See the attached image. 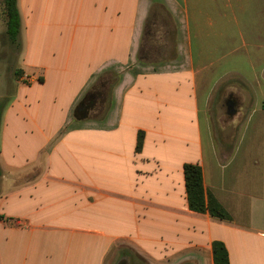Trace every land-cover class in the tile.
I'll list each match as a JSON object with an SVG mask.
<instances>
[{
    "label": "crops",
    "instance_id": "0c3cea01",
    "mask_svg": "<svg viewBox=\"0 0 264 264\" xmlns=\"http://www.w3.org/2000/svg\"><path fill=\"white\" fill-rule=\"evenodd\" d=\"M154 5L176 32L157 64L139 59ZM18 10L0 264H105L116 250L214 264L215 241L230 264H264V0H18ZM222 110L243 116L236 140L214 122ZM186 164L232 220L190 210Z\"/></svg>",
    "mask_w": 264,
    "mask_h": 264
},
{
    "label": "trees",
    "instance_id": "16d2710c",
    "mask_svg": "<svg viewBox=\"0 0 264 264\" xmlns=\"http://www.w3.org/2000/svg\"><path fill=\"white\" fill-rule=\"evenodd\" d=\"M3 10L7 20L6 33L8 38L11 43L20 46L21 17L18 10V0H3ZM171 20L170 14L164 7L159 5L152 7L146 20L140 48L139 59L141 62L157 64L166 60L167 57L163 51L171 42L175 45L176 38L175 29L171 27ZM107 81L109 83L114 80ZM105 84L108 85L107 83ZM94 94L88 95L78 107L77 115L80 119L88 118L90 109L97 103L98 97L94 98ZM3 108V106H0V127ZM143 143L144 134L139 133L136 147L137 152L142 150ZM184 175L190 210L196 213H208L212 217L220 220H232V217L220 202L212 194H206L203 171L199 165L186 164L184 166ZM1 176L2 171L0 168ZM213 255L214 264H230L229 252L224 243L220 241L213 243Z\"/></svg>",
    "mask_w": 264,
    "mask_h": 264
},
{
    "label": "rangeland",
    "instance_id": "374dc122",
    "mask_svg": "<svg viewBox=\"0 0 264 264\" xmlns=\"http://www.w3.org/2000/svg\"><path fill=\"white\" fill-rule=\"evenodd\" d=\"M71 1L72 0H66V3L71 4ZM6 30L7 20L3 10V0H0V75L5 79L0 81H3L4 85H6L2 89V96L0 98V106L3 107L6 106V104L10 100L12 92L14 91L12 86V79L17 78L20 74V71L17 67L19 49L16 45L11 43L6 33ZM171 49L172 48L170 45V50ZM235 97L239 101L238 104H240V99H242V97L240 98L239 94L235 95ZM224 112H226V110H222V115L218 119L216 118L214 122L216 123V126L221 129V132L224 135H231L232 132L230 128L233 126L235 131L232 133V139L236 140L240 133V129L244 124L242 122L243 116L240 115L233 120L227 115V113ZM227 119L230 120V123L228 122L227 124L228 129H223V122L227 121ZM2 185L3 182L2 179H0V191L2 189ZM121 260H126L128 264H145L144 261H142L138 256H136L133 252L129 250H116L115 252H112L108 259H106L105 264H118Z\"/></svg>",
    "mask_w": 264,
    "mask_h": 264
},
{
    "label": "water",
    "instance_id": "95a60500",
    "mask_svg": "<svg viewBox=\"0 0 264 264\" xmlns=\"http://www.w3.org/2000/svg\"><path fill=\"white\" fill-rule=\"evenodd\" d=\"M118 264H128L126 260H121Z\"/></svg>",
    "mask_w": 264,
    "mask_h": 264
}]
</instances>
